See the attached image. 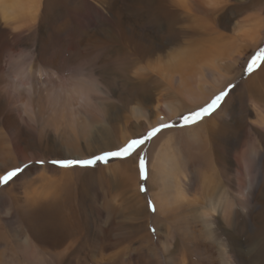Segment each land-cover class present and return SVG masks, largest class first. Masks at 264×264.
Returning <instances> with one entry per match:
<instances>
[{
    "label": "rangeland",
    "instance_id": "1",
    "mask_svg": "<svg viewBox=\"0 0 264 264\" xmlns=\"http://www.w3.org/2000/svg\"><path fill=\"white\" fill-rule=\"evenodd\" d=\"M203 1L202 7L199 9L196 7L191 12L189 11L190 15L180 13L176 15L178 18L172 19L170 23L157 13L156 4L155 6L150 4L146 11L147 9L142 7L143 3L141 2L139 5H131L127 8L124 7V2L122 3L121 0H45L42 3V16L34 25L33 33L29 35L25 29H20L21 32H18L15 50H11L13 46L9 42L10 35L7 34V31L4 34L2 67L6 70V65L12 58H16L24 65L36 63L38 69L41 67L40 70L43 74L39 78L40 81L35 80L34 84L37 88L47 87L48 91L50 89L53 91L68 89L73 84L84 87L83 100L86 101L83 102V115L85 114L89 119H97L101 123L102 132L111 131L115 145L127 137L120 146L113 149L116 150L126 144L128 140L143 135L149 128L160 123H154L156 115H158L157 110L154 109H158L156 106L159 107V102L173 100L182 110L188 109L187 106L181 107L183 106L181 99L176 97L173 90H170L159 79L156 69L163 63H158V61L164 62L175 54V57H180L188 52L196 53L199 50L213 53L214 67L217 65L221 67H217L219 69L216 68L217 71L203 67L202 72L206 75L207 86L209 85L205 92L209 93L212 98L219 91L224 90L227 85H233L221 106L229 101L234 107L226 109L225 163L220 167L216 158L209 155L211 158L208 161L209 164L205 163V168L202 169L207 174L210 173L208 175L211 186H213L211 192L208 191V196L211 199L205 198L203 201L206 202V205L216 202L217 223L225 230L221 233V239L225 244V260H222V263L264 264V126L257 123L252 109L249 110L250 103L255 99L258 100L261 107L264 106V91L259 92L258 95L250 96L249 99L240 97L241 91H239L242 88V82L256 73L264 63V59L258 60V66L253 69L251 74L246 71V63L250 62L253 56H260L261 49H264V26L260 31L262 37L257 46L254 47L251 44L249 47L238 48L240 51L235 49L236 51L229 52L232 58L235 57V62L233 61L230 65L225 61V52L216 54L214 46H210L213 42L225 48V41H227L225 35L230 36V40L232 39L231 31L235 24L241 28L242 32L250 33L257 21L264 22V0ZM234 4L245 6L242 8L244 11L242 10L238 17H234L229 9ZM117 9L126 11L128 9L133 13H131L133 17L135 15L131 28L124 29L121 35L110 30L111 25H114L112 15L118 11ZM225 14L233 20L227 33L225 32ZM152 18L156 21L154 22ZM103 22L105 28H103ZM61 45L64 47L61 54L65 58V65L59 68V81L51 80L48 74L51 73L54 66L47 67L39 49H58ZM27 50L32 54H27ZM11 51H13L12 54ZM232 53L234 54L232 55ZM173 83V87H176L177 79L173 80ZM27 85L24 86L25 89H28L29 85ZM220 85H222V89H219ZM261 85L264 86V82ZM213 88L215 91H212ZM150 98H152L154 106L151 105L150 111L143 116L138 111L142 107L147 111L144 100ZM221 106L211 116L219 111ZM193 108L196 110L199 107ZM180 115L181 113L167 122L174 123ZM198 124L164 130L143 146L140 155L147 157L148 179L146 181L139 173V156L136 155L126 160H110L107 164L100 162L94 167L69 168L70 170L91 171L90 175L96 177V182L91 190L88 189V193L87 189L84 190L87 194L84 193L82 198L80 196L82 188L78 181L79 178L77 179V176H81V174H75V172L70 174L73 182L75 181L72 186L75 194L73 210L77 212V222H80L79 234H72L62 246H54L53 252L45 251L38 246V243L37 247H34L33 243L36 242L28 236L27 239H29L37 257L39 256L42 260V264H100L103 260H108L110 264H177V259L185 257L191 264H210L215 260V257L206 254L205 251L201 252L199 256L196 255L191 243L187 241V238L194 236L191 231H186L187 229L198 228L201 222H208L204 217V212L201 213L204 209L203 201L192 203L189 209L179 212L177 218L171 222H167L162 216H157L156 211L153 213L148 207L149 202L154 205L152 197L149 196L150 191L152 192L149 180L150 161L156 154V144L162 142V134H168L171 130L172 132H181V130L196 127ZM144 128L145 130L142 131ZM209 145H211V140ZM43 155L40 152L32 159L47 160L48 158ZM32 159L28 162L31 163ZM121 163H127L126 166L131 170L128 175H133L136 184V189L133 191L123 187L122 176L116 169V166ZM4 168L0 166V175L3 174ZM47 168L62 169L50 163L44 166L33 164L23 173L29 174V180H33L35 177L38 181L41 175L43 176L44 170H49ZM35 170H39L37 173L39 175L35 174ZM244 179V184H242ZM134 182H130L129 185H133ZM196 183L198 186V182ZM7 186H0V225L6 227L10 224L9 229L22 230L25 234V229L20 224L23 221L20 219V215L14 211L13 198L9 193H6L8 189L5 187ZM142 186L146 187L147 193L141 191ZM192 190L197 191L195 188ZM206 191L205 189L201 193L207 195ZM240 192L244 194V198L239 196ZM70 209L68 205L64 210L67 213L71 211ZM152 229L155 231L153 232ZM102 231L104 232L101 233ZM83 232L85 234H82ZM94 235H96L95 238H93ZM170 235L172 238L169 237ZM99 236L102 237L98 238ZM103 240L106 243H103ZM168 240L172 245L169 251L168 245H166ZM68 245L71 246V253L69 252L62 258L57 257L56 254L63 252ZM0 246L2 245L0 244ZM102 246L103 248H101ZM215 246L217 247L214 243ZM216 247L214 248L215 254L218 253ZM8 249L10 254V251L17 252L16 245ZM48 252L52 256H49ZM12 258L14 264H29L17 255Z\"/></svg>",
    "mask_w": 264,
    "mask_h": 264
},
{
    "label": "bare ground",
    "instance_id": "2",
    "mask_svg": "<svg viewBox=\"0 0 264 264\" xmlns=\"http://www.w3.org/2000/svg\"><path fill=\"white\" fill-rule=\"evenodd\" d=\"M44 1L45 0H0V166L5 167L4 171L18 166L22 160L29 161L40 152L49 160L59 158L85 159L103 151L113 150L127 139V137L123 138L115 145L111 131L102 132L101 123H99L97 119H89L87 118L88 116L86 117L85 114L83 115L82 107L85 100H83L84 87L73 84L68 89H58V91L50 89L48 91L46 90L47 87L37 88L34 84L35 80L40 81L39 78L43 74L40 70L41 65L39 66L40 69H38L36 63L24 65L16 60V58H12L6 65V70L2 67L4 34H6L7 31V34L10 35L9 42L11 46H13L11 50H15L20 29H25L29 32V35L33 33L32 29L34 25L42 16V3ZM121 1L122 3L124 2L123 5L127 8L131 5H139L140 2L143 3L142 7L146 9L150 7V4H153L152 6L156 4L157 13L161 14L166 22L177 19L178 17L176 15L180 13L191 12V10L196 7L199 9L204 4L203 0ZM244 7L243 4H234L232 7H229V9H231L230 12L234 17H238ZM127 11L118 10L116 13L114 12L115 14L112 15L114 25H111L110 30L116 31L121 35L124 29L131 28L135 15L133 17V13L128 9ZM146 11H148V9ZM142 14L144 13L142 12ZM190 14L191 13H188V15ZM224 17L225 32L227 33L233 20L226 14ZM155 21L156 19L154 22ZM263 26L264 22H262V20L257 21L252 32L249 33L248 31L242 32L241 28L235 24L231 31L233 33L232 39L230 40V36L225 35L227 39V41H225V48L213 42L210 46H214L213 48L216 54L225 52V61L230 65L235 60V57L232 58L230 55L232 51L235 49L240 51L238 48L242 46L249 47L252 44V46L255 47L258 45L262 37L260 31ZM103 28H105L104 22ZM63 49V45L58 47V49H39L41 50V57L45 59V62H43L47 64V67L51 65L54 66L51 73L48 74L51 80L59 79V68L65 65V58L61 54ZM28 50L26 53L32 54L31 51ZM237 52L234 53L238 54ZM12 53L13 51H11V54ZM234 53H232V55ZM212 54L213 53L209 51L205 52L204 50H199L196 53L188 52L186 55L180 57H175V54L166 61L162 58L164 62L158 61V63H163L162 66L156 69L160 77L159 79L165 83L170 90H173V94H175L176 97L181 99V104L183 105L181 107L187 106L188 109L182 110L173 100L167 102L161 100L162 102H159V107L156 106L158 109H154L158 112L154 123L173 119L174 116L180 113L189 112L194 109L193 107L198 108L208 102L211 95L205 92L209 85L207 86L208 81L202 69L203 67H208L211 70L214 69L217 71V67H221L218 65L214 67L215 58ZM224 66H227V64H224ZM263 77L264 63H262L256 73L242 82V88L240 87L242 90H239L241 91L240 97H247L249 99L253 95H258L259 92L264 91V86L261 85V83L264 82ZM175 79H177V85L173 87V80ZM26 84L29 85H27L28 89L24 88ZM221 86L222 85H220L219 89ZM213 90L215 91L214 88L212 91ZM144 102L147 111H145L144 107L140 108L138 111L140 114L142 113L143 116L150 111V107L154 106L152 105V98L144 100ZM45 103L46 105H44ZM250 104L251 108L249 110L252 109L257 123L264 126V106L261 107L257 99H255V101L252 100ZM229 107L232 108L234 105H231L228 101L226 104L224 103L213 116L204 119L196 127L181 130V132H172L171 130L168 134H162V142L158 145L156 144V154L151 159L149 167V180L152 187V192L150 191L149 196L153 199L157 216H162L167 222L176 219L179 212L189 209L192 203L203 201L205 198L211 199V197L208 196V191L211 192V187H213L211 186V180L208 175L210 173L207 174L202 169L205 168V163L207 164L211 159L209 155H213L216 158V162L220 163V167L225 163V116L227 115L226 109L228 110ZM144 130L145 128L142 131ZM210 140L211 145H209ZM126 164L121 163L116 166V169L120 176H122L123 187L133 191L136 189V184L133 175H128V172L130 173L131 170L128 169ZM47 169L49 170H44L43 176L41 175L38 181L35 177L33 180H29V174L23 173L21 176L15 178L14 182L5 187L8 189L6 193H9L10 197L13 198V204L15 206L14 211L20 215V219L23 221L20 222V224L25 229V234H23L22 230L15 231L9 229L10 224L6 227L0 225V244L2 245L0 246V264H14L12 263V257L14 255L23 258L29 264H42V260H40L39 256L37 257L33 251V247L29 239H27L28 236L36 242L33 243L34 247H37L38 243L40 248L45 251L48 250L53 252L54 246L64 245L72 234H79L80 232V222H77V212L73 210L75 194L73 193L72 186L75 181L73 182L70 174L71 172L81 174V176H77V179L79 178L78 181L82 188L80 193L82 198L85 195L84 193H88V191L94 187L96 177H92L90 175L91 171L88 170H70L69 168H62L61 170H51L52 168ZM39 170H35V174H37ZM206 170L209 169L206 168ZM57 173H59V176ZM196 178H198L197 181ZM132 181L134 184L129 185ZM244 181L245 179L242 184H244ZM196 182H198V186ZM153 187H155V189H153ZM193 188L197 191H193ZM85 189H87V191ZM205 189L207 190V195L201 193V191ZM84 190L86 192H84ZM241 192L239 196L244 198V194ZM202 204L204 209L201 213L204 212V217L208 222L204 219L205 222H201L198 228L191 227V230L187 229L186 231H191L194 235H192L193 238H187V241L191 243L193 252H195L196 255L199 256L201 252L205 251L206 254L208 253L210 256L215 257V260L211 261L210 264H223L222 260H225V244L221 239V233L225 230L217 223V218L215 216L217 213V204L216 202H212V204L209 203L206 205L205 201H203ZM68 205L71 211L66 213L64 209ZM19 229H21V227ZM103 232L104 231L101 233ZM82 234L85 233L83 232ZM167 235L169 234L167 233ZM95 237L96 235H94L93 238ZM100 237L102 236L98 238ZM169 237L172 238L171 235ZM102 242L104 243L105 241L103 240ZM167 242L170 244L169 240ZM168 243L166 245H168L169 251L172 245ZM214 243L217 245V247L215 246L218 252L217 254L214 253ZM14 245H16L17 252L10 251L11 254L8 253V248H13ZM103 246L101 248H103ZM70 249L71 246L68 245L63 252L56 254V256L60 258L67 256ZM48 254L52 256L50 252H48ZM176 261L178 262L177 264H191L186 257L177 259ZM228 263L229 262H227V264ZM100 264H110V262L108 260H103Z\"/></svg>",
    "mask_w": 264,
    "mask_h": 264
},
{
    "label": "snow or ice",
    "instance_id": "3",
    "mask_svg": "<svg viewBox=\"0 0 264 264\" xmlns=\"http://www.w3.org/2000/svg\"><path fill=\"white\" fill-rule=\"evenodd\" d=\"M261 59H264V49H261L260 56H253L250 62L246 63V71L251 74L253 72V69L258 66V60ZM232 87L233 85L231 84L227 85L224 90H221L218 94L210 98V100L205 105L200 106L196 110L181 114L174 123H170L167 121L158 123L156 126L149 128L143 135L133 137L132 139L128 140L126 144L116 150L103 151L102 153L94 154L87 159L59 158L49 161L37 158L32 160L31 163L22 160L18 166L11 168L10 170H5L3 174L0 175V186L9 185L10 183L14 182L15 178L25 172L33 164L44 166L50 163L52 165L66 169L77 167L88 168L94 167L97 163L100 162L107 164L110 160H126L131 158L133 155L139 156L138 170L140 175L146 181L148 179V171L146 167L147 157L146 155H140V152L143 150V146L156 138L164 130L172 129L174 127H191L202 122L205 118L211 116L221 106V103L229 95V89H231ZM141 191L146 192V187L142 186ZM148 207L153 213L156 211L155 206L151 204V202H149ZM152 231L154 232L155 229H152Z\"/></svg>",
    "mask_w": 264,
    "mask_h": 264
}]
</instances>
